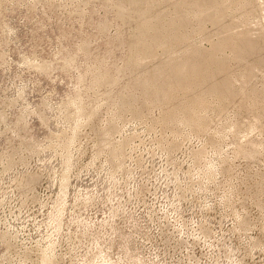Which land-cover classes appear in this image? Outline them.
<instances>
[{
	"label": "rangeland",
	"instance_id": "obj_1",
	"mask_svg": "<svg viewBox=\"0 0 264 264\" xmlns=\"http://www.w3.org/2000/svg\"><path fill=\"white\" fill-rule=\"evenodd\" d=\"M262 2L0 0V264H264Z\"/></svg>",
	"mask_w": 264,
	"mask_h": 264
},
{
	"label": "bare ground",
	"instance_id": "obj_2",
	"mask_svg": "<svg viewBox=\"0 0 264 264\" xmlns=\"http://www.w3.org/2000/svg\"><path fill=\"white\" fill-rule=\"evenodd\" d=\"M259 10H262V22H261V24H263L264 23V2H262V8H261V5H259ZM80 125V122H78V125L77 126H75L74 127V129H77V127ZM76 137V134H74V138ZM73 137H72V141H73V139H74ZM71 141V142H72ZM73 143V142H72ZM36 176H34V178H35ZM64 177L66 178V180H67V177H68V175H67V173H65L64 174ZM33 178V179H34ZM32 179V180H33ZM66 184V183H65ZM44 254H43V262H45V261H47L48 260V258H47V255H46V253L45 252H43Z\"/></svg>",
	"mask_w": 264,
	"mask_h": 264
}]
</instances>
